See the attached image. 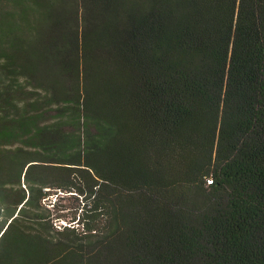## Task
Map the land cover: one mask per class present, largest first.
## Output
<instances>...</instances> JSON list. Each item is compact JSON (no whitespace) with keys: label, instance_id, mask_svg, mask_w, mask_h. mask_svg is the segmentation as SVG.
Returning a JSON list of instances; mask_svg holds the SVG:
<instances>
[{"label":"trees","instance_id":"1","mask_svg":"<svg viewBox=\"0 0 264 264\" xmlns=\"http://www.w3.org/2000/svg\"><path fill=\"white\" fill-rule=\"evenodd\" d=\"M0 264H264V0H0Z\"/></svg>","mask_w":264,"mask_h":264},{"label":"rangeland","instance_id":"2","mask_svg":"<svg viewBox=\"0 0 264 264\" xmlns=\"http://www.w3.org/2000/svg\"><path fill=\"white\" fill-rule=\"evenodd\" d=\"M60 193V192H59ZM56 193H53V194H51L50 196H49V199H48V201L47 202H51V200L53 201L55 198H56ZM59 203H61V205H66V206H68L69 207V209L70 208H72L73 207V205L76 203V200L75 199H70V200H65V199H63L62 201H60Z\"/></svg>","mask_w":264,"mask_h":264}]
</instances>
